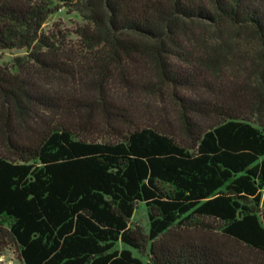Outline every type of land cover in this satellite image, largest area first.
<instances>
[{
	"label": "trees",
	"instance_id": "obj_1",
	"mask_svg": "<svg viewBox=\"0 0 264 264\" xmlns=\"http://www.w3.org/2000/svg\"><path fill=\"white\" fill-rule=\"evenodd\" d=\"M60 5L85 20L71 33L99 66L91 88L105 98L109 63L128 85L137 79L127 67L147 65L181 92L193 142L153 126L111 140L81 137L60 119L80 110L68 99L51 101L47 86L0 73V136L13 153L0 152V252L14 246L23 264H255L181 231L211 227L202 222L209 218L264 252V0H0V49L26 47L27 57L60 74L75 68L67 30L42 28ZM242 30L262 43L261 89L233 93L250 95L255 121L201 94L212 90L209 75L237 49ZM192 115L216 120L199 126ZM139 202L147 231L129 221Z\"/></svg>",
	"mask_w": 264,
	"mask_h": 264
},
{
	"label": "rangeland",
	"instance_id": "obj_2",
	"mask_svg": "<svg viewBox=\"0 0 264 264\" xmlns=\"http://www.w3.org/2000/svg\"><path fill=\"white\" fill-rule=\"evenodd\" d=\"M84 22L85 20L73 6L60 5L42 25L44 30L52 29L53 26L67 30L64 44L73 47V54L76 55L74 58L75 68L65 66L66 72L60 74L58 70L43 66L27 57L26 47H13L0 49V73L17 75L39 86H47L50 88L49 99L51 101H57L56 99L60 97L68 99L69 103L80 110L60 115V119L71 123L81 137L111 140L125 129L135 126H153L172 134L178 141L190 145L193 139L183 127L182 108L177 98V93L181 92H174L172 87L157 80L155 73L147 65L127 67L126 71L137 79L136 82L128 85L119 79L117 74L119 68L109 63L106 70L109 72L102 77L104 83L107 81L105 85L107 87L104 89L105 98L102 99L100 93L91 88V85L100 81L99 66L93 58L89 59L87 55L82 56L84 54L81 48L82 42L77 34L71 33ZM234 33L236 34V32ZM236 36L234 39L237 41V49L231 51L224 59L220 72L215 71L209 75V84L212 85V90L204 91L201 94L210 101L217 97L218 99L222 98L234 108L236 113L255 121L259 114L255 112V108L250 107L248 103L250 95H247V92L252 87L258 90L262 87L260 79L263 62L259 55L262 51V43L257 37L251 36L244 30L239 31ZM16 58L20 59L19 66ZM242 88L247 91L244 99L238 94H233ZM188 95L200 97L198 93ZM2 99L0 98V106ZM25 104L30 106L27 102ZM36 109L40 113L44 112L47 119L55 118V115L52 116V109L42 110L39 107ZM12 116H18V112L13 110ZM193 117L199 126H206L216 120L214 117ZM0 152L13 156L2 140V136H0ZM129 221L132 225H138L147 231L148 216L143 203L137 204ZM202 222L211 227L188 228L181 233L190 236L198 243L220 249L230 254L231 257L242 259L244 262L264 264V252L249 248L227 237L220 231V223L212 219L204 218ZM117 246L122 247L123 245L117 243ZM132 251L143 261L147 260V255L136 250ZM0 264H23V262L17 249L14 246H8L0 252Z\"/></svg>",
	"mask_w": 264,
	"mask_h": 264
}]
</instances>
